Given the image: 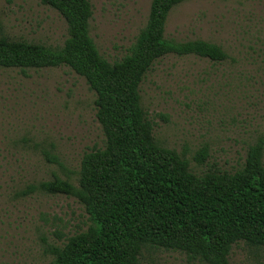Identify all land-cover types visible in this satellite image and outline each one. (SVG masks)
<instances>
[{
	"label": "rangeland",
	"instance_id": "1",
	"mask_svg": "<svg viewBox=\"0 0 264 264\" xmlns=\"http://www.w3.org/2000/svg\"><path fill=\"white\" fill-rule=\"evenodd\" d=\"M87 1L99 54L120 60L146 25L152 0ZM164 36L214 44L226 59L171 54L154 63L139 87L154 140L186 159L196 175L235 172L248 147L264 143V0L185 2L169 14ZM0 37L56 48L67 25L39 0H0ZM94 101L85 79L66 66L0 68V264H50L51 247L89 226L73 197L21 192L54 177L77 186L83 155L104 144ZM203 147L207 157L198 164ZM229 263L264 264V248L239 242ZM137 264L200 263L150 249Z\"/></svg>",
	"mask_w": 264,
	"mask_h": 264
},
{
	"label": "trees",
	"instance_id": "2",
	"mask_svg": "<svg viewBox=\"0 0 264 264\" xmlns=\"http://www.w3.org/2000/svg\"><path fill=\"white\" fill-rule=\"evenodd\" d=\"M188 1L152 0L146 25L128 53L113 63L99 54L89 35L87 0H39L67 25L61 47L0 37V68L66 66L95 93L104 144L83 155L77 186L54 177L21 192L73 197L88 216L86 231L50 248V264H137L142 251L150 249L179 252L200 264H230L232 246L239 242L264 248L263 141L248 147L235 172L196 175L186 159L154 140L141 106L139 87L163 57L226 59L214 44L165 38L169 14ZM206 157L203 147L194 159L203 164Z\"/></svg>",
	"mask_w": 264,
	"mask_h": 264
}]
</instances>
